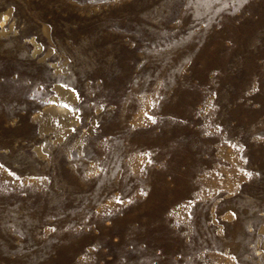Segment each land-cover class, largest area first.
I'll return each instance as SVG.
<instances>
[{
    "label": "rangeland",
    "instance_id": "obj_1",
    "mask_svg": "<svg viewBox=\"0 0 264 264\" xmlns=\"http://www.w3.org/2000/svg\"><path fill=\"white\" fill-rule=\"evenodd\" d=\"M0 264H264V0H0Z\"/></svg>",
    "mask_w": 264,
    "mask_h": 264
},
{
    "label": "bare ground",
    "instance_id": "obj_2",
    "mask_svg": "<svg viewBox=\"0 0 264 264\" xmlns=\"http://www.w3.org/2000/svg\"><path fill=\"white\" fill-rule=\"evenodd\" d=\"M222 143H223V142H222ZM220 145H221V144H220ZM242 145H243V144H242ZM242 145H240V146H242ZM244 145H245V144H244ZM235 146H236V145H235ZM242 147H243V146H242ZM257 147H260V145H253V144H252V145L250 146L251 151L254 152V151H255V148H257ZM244 149H245V148H244ZM203 151H204V150H203ZM214 152H215V149H214L213 147H211V149L205 151L204 154L207 155V156L209 157V159L213 161V160H215L214 158L216 157V156L214 155ZM260 153H261V152H260ZM250 154H251V153H250ZM261 154H262V153H261ZM261 154H259V155H261ZM257 155H258V154H257ZM256 157H257V156H256ZM256 157H255V158H256ZM252 158H253V157H252ZM255 158H254V159H255ZM220 159H221V158H220ZM217 160H219V159H217ZM247 160H248V159H247ZM247 160H246V161H247ZM255 160H256V159H255ZM257 160H258V159H257ZM220 161H221V160H220ZM252 161H253V160H252ZM179 162H180V161H179ZM223 162H224V161H223ZM254 162H255V161H254ZM262 162H263V161H262ZM256 163L259 164L258 161H257ZM219 164H220V163H219ZM224 164H225V163H224ZM252 164H253V162H252ZM258 164H257V165H258ZM260 164H261V163H260ZM189 165H190V164H189ZM189 165H188V166H189ZM221 165H222V164H221ZM254 165H255V163H254ZM262 165H263V164H262ZM247 166H248V165H247ZM247 166H246V168H247ZM258 166H259V165H258ZM260 166H261V165H260ZM241 167H242V166H241ZM175 168H176V167H175ZM261 168H262V167H261ZM215 169H216V168H215ZM217 169H219V168H217ZM241 169H242V168H241ZM209 170H210V169H209ZM245 170H247V169H245ZM220 172H221V171H219V173H220ZM246 172H248V171H246ZM257 172H258V170H257ZM259 172H260V171H259ZM172 174H174V173H172ZM172 174H171V175H172ZM200 174H201V175H207V171L201 170V171H200ZM172 176H173V175H172ZM175 176H176V175H175ZM172 183H173V182H172ZM176 183H178V181H177ZM179 184H180V181H179ZM174 186H175V185H174ZM175 187H176V186H175ZM153 190H154V189H153ZM154 192H155V191H154ZM151 195H153V194H151ZM154 196H156V194H155ZM185 196H186V195H185ZM150 198H151V197H150ZM153 198H154V197H153ZM151 199H152V198H151ZM151 199H150V201H151ZM177 199H178V198H177ZM179 199H180V198H179ZM152 201H153V200H152ZM174 201H175V200H174ZM144 205H145V204H144ZM162 205H163V204H162ZM150 208H151V207H150ZM12 235H13V234H12ZM14 235H15V234H14ZM17 236H18V235H17ZM139 242H140V241H139ZM166 251H167V250H166ZM167 252H168V251H167Z\"/></svg>",
    "mask_w": 264,
    "mask_h": 264
}]
</instances>
